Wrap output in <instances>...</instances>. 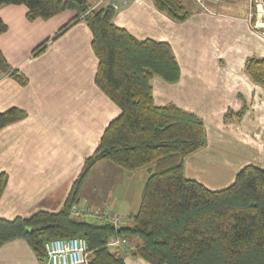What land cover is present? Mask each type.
<instances>
[{
	"label": "crops",
	"instance_id": "0c3cea01",
	"mask_svg": "<svg viewBox=\"0 0 264 264\" xmlns=\"http://www.w3.org/2000/svg\"><path fill=\"white\" fill-rule=\"evenodd\" d=\"M183 1L191 10L181 22L156 9L152 0L121 5L114 22L137 39L170 44L179 78L169 83L154 76L153 101L156 105L173 103L203 120L206 145L185 157L184 171L206 187L219 189L231 183L244 165L263 163L264 89L248 78L244 62L250 55L264 56V16H257L254 24L250 8L247 14L220 10L230 1L207 0V8L199 11L191 0ZM25 14L22 4L0 6L7 26L0 34V50L9 65L27 78L21 85L0 72V112L11 107L25 112L23 119L0 129V172L7 174L0 195L3 219L26 217L38 210L57 211L84 158L120 113L95 84L98 59L86 23L78 19L54 37L73 17L72 10L47 20L29 21ZM45 40L44 50L35 55L34 49ZM237 157L241 158L238 164H230ZM95 169L99 170L97 179L89 182ZM146 177L145 167L125 174L111 162L100 161L81 188L80 202L121 214L126 223L127 215L138 207ZM138 178L143 179L141 187ZM124 262L150 264L129 253ZM0 264H39V260L26 240L17 237L0 246Z\"/></svg>",
	"mask_w": 264,
	"mask_h": 264
},
{
	"label": "trees",
	"instance_id": "16d2710c",
	"mask_svg": "<svg viewBox=\"0 0 264 264\" xmlns=\"http://www.w3.org/2000/svg\"><path fill=\"white\" fill-rule=\"evenodd\" d=\"M107 2L91 8L88 0H0V6L24 5L29 21L72 10L73 17L54 37L78 19L86 23L98 59L95 84L120 108L95 150L84 158L62 206L55 212L38 210L26 217L0 218V246L24 238L41 262L47 239L79 235L87 241L88 264H125L128 253L150 264H264V148L262 165H244L222 188L210 189L187 177L185 157L206 144L203 120L173 103L156 105L152 95L154 76L169 83L179 78L172 48L166 41L137 39L117 25V9L112 1ZM152 2L174 21L190 15L183 0ZM6 29L0 17V34ZM47 40L34 49L35 55L44 50ZM0 72L21 85L27 83L1 50ZM244 72L264 88V56H248ZM24 117L25 112L16 107L0 112V129ZM104 160L128 173L147 169L138 207L120 227L93 218L78 219L70 213L80 203V190L91 169ZM6 182L7 174L0 172V195ZM113 236L123 237L129 250L116 253L108 244Z\"/></svg>",
	"mask_w": 264,
	"mask_h": 264
},
{
	"label": "built area",
	"instance_id": "2783aa9c",
	"mask_svg": "<svg viewBox=\"0 0 264 264\" xmlns=\"http://www.w3.org/2000/svg\"><path fill=\"white\" fill-rule=\"evenodd\" d=\"M202 8V0H195ZM70 213L76 217H91L97 223L109 222L114 227H120L123 218L119 214H110L105 210L88 206L73 205ZM116 253L126 252L130 245L123 237L113 236L109 239ZM45 258L39 264H88L87 241L82 236L54 237L44 242Z\"/></svg>",
	"mask_w": 264,
	"mask_h": 264
},
{
	"label": "rangeland",
	"instance_id": "374dc122",
	"mask_svg": "<svg viewBox=\"0 0 264 264\" xmlns=\"http://www.w3.org/2000/svg\"><path fill=\"white\" fill-rule=\"evenodd\" d=\"M91 0H89V2H90ZM107 1H112V4H113V6H114V8H116V9H118V8H120V6L121 5H125V4H127V3H129V2H132L133 0H97L94 4H92V6H91V8H97L98 6H100V5H103V4H106V3H108ZM196 6H198V7H196L195 6V8L199 11L200 9V5L195 1V0H191ZM206 1L207 0H202V2H203V6H205V8H207V4H206ZM224 1H230V2H232L231 4H224L223 6H221L220 7V10H222V11H224V12H232V13H239V14H242L244 11H245V13L247 14V9H249L250 8V12H249V16H250V18H253L254 20H253V23L255 24L256 23V21H255V18L258 16V17H263L264 16V7L262 6V3L260 2V1H258V0H224ZM187 6V5H186ZM259 7H261L262 8V10H260L259 12H257L258 10H259ZM202 8V7H201ZM204 9V8H203ZM67 10V9H66ZM191 9L189 8V11H190ZM197 10H195V11H197ZM264 89V88H263ZM168 104V103H167ZM177 106V105H176ZM179 107V106H178ZM185 110V109H184ZM186 111H188V110H186ZM189 112H191V111H189ZM193 113V112H192ZM195 114V113H194ZM204 123V122H203ZM205 128V127H204ZM236 144V146L238 147V148H240V149H242L244 146L243 145H241V144H238V143H235ZM206 145V144H205ZM203 148V147H202ZM201 149V148H200ZM210 150H212L211 148H209ZM215 151V152H214ZM222 151V150H221ZM216 152H217V148L216 149H213V156H214V154H216ZM224 153H225V151H224ZM218 154V153H217ZM216 156V155H215ZM241 157V156H240ZM240 157H237V158H234V159H232V160H230V164H238V159L240 160L241 158ZM113 164V163H112ZM262 165V164H261ZM118 167V166H117ZM118 168H120V167H118ZM121 169V168H120ZM98 169H95L94 171H93V173H92V176L93 177H91V180H90V178H89V182L90 181H92V180H94V179H97V173H98ZM125 174H129L128 172H125ZM105 176V175H104ZM102 177V173L100 174V178ZM100 182L97 180V182L95 183V184H99ZM141 183H143V179L141 180V178H138V185H140V187H141ZM83 186V185H82ZM143 186V185H142ZM82 188V187H81ZM81 191V190H80ZM80 195V194H79ZM80 205H84V206H88V207H90L89 205H88V203H85V202H83V201H81L80 203H79ZM91 208V207H90ZM98 209H100V208H98ZM115 214H118V213H115ZM120 215V217L121 218H123V221H124V217L121 215V214H119ZM78 219H86V220H90V221H92V218H89V217H85V218H83V217H77ZM79 236V235H78ZM88 255H89V252H88Z\"/></svg>",
	"mask_w": 264,
	"mask_h": 264
}]
</instances>
